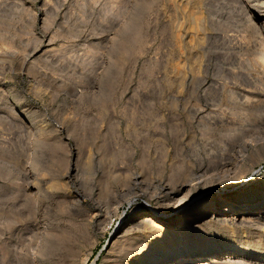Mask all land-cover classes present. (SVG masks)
<instances>
[{
	"label": "rangeland",
	"instance_id": "rangeland-1",
	"mask_svg": "<svg viewBox=\"0 0 264 264\" xmlns=\"http://www.w3.org/2000/svg\"><path fill=\"white\" fill-rule=\"evenodd\" d=\"M226 1L0 0V264H169L184 247L182 264H264V61ZM210 198L245 214L141 223Z\"/></svg>",
	"mask_w": 264,
	"mask_h": 264
},
{
	"label": "bare ground",
	"instance_id": "bare-ground-1",
	"mask_svg": "<svg viewBox=\"0 0 264 264\" xmlns=\"http://www.w3.org/2000/svg\"><path fill=\"white\" fill-rule=\"evenodd\" d=\"M228 1V0H227ZM226 1V2H227ZM205 2V1H204ZM225 2V3H226ZM230 2L234 3V2H241L243 5L242 9H243V12H244V17H245V24L248 28V30H246V33H245V36L244 37H247L251 40L254 41L255 45L257 46V55L259 56L258 59L264 61V0H230ZM226 6V4H224ZM233 5V4H232ZM231 5V6H232ZM238 5V4H237ZM235 5V6H237ZM209 6L207 3L205 4V7ZM224 6V7H225ZM230 6V5H228ZM163 7V6H162ZM229 8V7H228ZM235 8V7H234ZM232 9V8H231ZM242 12V13H243ZM233 13H235L233 11ZM241 13V10L240 12ZM238 13V14H239ZM231 16V15H230ZM233 16V15H232ZM222 17V16H221ZM236 17V16H235ZM208 18L207 16L203 17V21H204V28L206 29L208 27V24L211 23L208 21ZM231 18V17H230ZM242 18V17H241ZM240 18V19H241ZM232 19V18H231ZM235 19V18H234ZM238 20V18L236 19ZM235 23V22H234ZM239 23V22H238ZM242 22L240 21L239 25L241 24ZM210 25V24H209ZM237 25V23H236ZM235 25V26H236ZM232 26V25H231ZM237 29V26L236 28ZM234 29V30H235ZM242 29V28H241ZM201 30V29H200ZM232 31L233 32H236V31ZM244 31V30H243ZM231 33V31H230ZM216 37L218 38H221L223 40H230L231 38H235V36L233 34H230V35H224V33L220 34L219 32L216 33ZM211 36V34L207 31L206 34H205V39H208V37ZM228 37V38H227ZM230 37V39H229ZM237 37V35H236ZM242 37V38H244ZM197 38V37H196ZM237 39V38H236ZM248 39V40H249ZM232 40V39H231ZM240 44H242L243 42H239ZM245 43V42H244ZM248 49V48H247ZM246 49V50H247ZM193 50V49H192ZM198 50V49H197ZM256 55V56H257ZM254 58V57H253ZM256 59V58H255ZM254 63V62H253ZM256 63V62H255ZM264 65V64H263ZM259 67V66H258ZM241 72V71H240ZM242 73V72H241ZM243 74V73H242ZM249 74V73H248ZM242 76V75H241ZM247 78V77H246ZM257 87V86H256ZM240 94V93H239ZM253 98V97H252ZM259 99V98H258ZM250 103V102H249ZM254 104V103H253ZM229 119V118H228ZM21 126V125H20ZM237 167V166H235ZM240 170L236 169L235 170V174L234 176H237V174L239 173ZM241 173V172H240ZM240 177V176H239ZM189 191H187L186 189V186L183 185L181 186L177 191L176 193L173 195V197L168 201V205L170 204L171 206H174L176 205L179 200L181 199V201L185 200L188 195H189ZM244 195V194H241L238 196V199H241V196ZM264 204V196H263V202ZM264 206V205H263ZM204 211V213L202 214H199L197 216H194L193 217V214L192 211ZM206 210V211H205ZM212 211L211 212V215L209 213V211ZM244 210V209H243ZM224 211L225 213H228L231 216H233L235 219L237 218V216H242L245 214L244 211H242L241 208H236V206L234 205V203L232 202V200L230 201L229 199L227 198H220L219 200H216L214 198H210L208 199L206 202H203L201 204H199L198 206H196L195 208H193L192 210L188 211L187 215L184 216V221L182 223H179L178 220L177 221H164V217H161V216H157L155 213H149L147 215H145V218L141 219V223L146 227L148 226L149 228L155 230L157 233H159V235H164L166 234L167 230L165 228H162V227H157L156 228V223H161L165 226H169V227H175V226H179L184 228V229H188L191 225H193L194 223H197L199 221H201L202 219L206 218V217H211V219L214 217L213 215V212H222ZM209 213V214H208ZM195 214V213H194ZM138 215H135V217H137ZM216 217V216H215ZM232 217V218H233ZM224 218V217H223ZM168 219V218H167ZM228 218L226 219V221H228ZM244 219V218H243ZM239 220V219H237ZM204 222V221H203ZM179 224V225H177ZM142 225V226H143ZM161 226V225H160ZM168 228V227H167ZM158 235V234H156ZM191 248V247H190ZM201 248V247H200ZM196 249V248H195ZM222 249V248H221ZM199 250V249H198ZM211 250V249H210ZM213 250V249H212ZM174 251V250H173ZM217 251V250H216ZM192 252V250L188 249L187 247L184 249H180L178 251V258L177 260L174 262H170L169 264H182L184 262V259L187 258L186 255L184 254H190ZM210 251H206V252H201V253H197L195 254L194 258H198V257H202L204 254L207 253V257L210 255L209 253ZM230 252V251H229ZM218 253V252H217ZM191 255V254H190ZM228 255V254H227ZM205 256V255H204ZM203 256V257H204ZM212 256V255H211ZM233 257V256H232ZM224 258V257H223ZM196 260V259H194ZM210 261V260H209ZM154 263H160V262H154Z\"/></svg>",
	"mask_w": 264,
	"mask_h": 264
}]
</instances>
